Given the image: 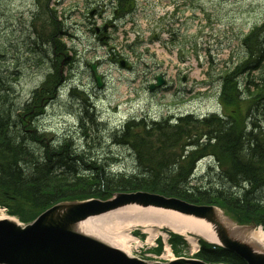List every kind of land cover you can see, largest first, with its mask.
<instances>
[{
    "label": "rangeland",
    "instance_id": "rangeland-1",
    "mask_svg": "<svg viewBox=\"0 0 264 264\" xmlns=\"http://www.w3.org/2000/svg\"><path fill=\"white\" fill-rule=\"evenodd\" d=\"M47 1L60 26L66 24L65 30L61 29V40L67 47H72L70 53L80 58L85 66L81 67L79 74L74 72L73 66L66 67L67 77L59 98L50 100L45 113L35 119L45 143H56L69 132L75 139L80 135L76 114L68 106L71 103L76 110L80 109L81 99L71 96L70 85L84 90L87 100L95 105L98 122L107 121L114 127L131 116L158 119L184 113L203 116L222 111L224 108L219 98L222 69L229 67L231 70L238 66L241 71L238 78L243 83L247 77L264 73V56L255 68L246 69V62L250 59L246 58L247 45L252 42L250 33L264 21V0H135L136 9L116 18L115 26L109 29L110 37L105 41L95 36L94 30L115 18L112 11L117 0ZM36 4V0H0V69L5 65L12 68L11 71L22 69L18 75L9 76L21 80L22 85L17 84L16 89H23V93L39 84L50 68L47 62L26 52L28 39L21 32L24 27L35 32L31 10ZM94 8L97 12L90 16L89 12ZM40 24L35 21L36 28ZM151 36L159 37V40L151 42ZM262 41L264 43V30ZM14 49L19 51L14 52ZM119 53L123 55L115 60L113 56ZM121 59L126 60L125 66L120 64ZM91 63H96L97 71L105 75L104 94L98 93L97 83L89 73ZM156 74H162L166 82L150 90L149 83ZM226 94L230 95L231 91ZM249 101L245 92L244 100L240 101L243 110ZM230 102L224 111H238L234 94H231ZM236 124L242 127V122ZM109 131L101 126L99 134L105 140ZM229 140L234 142V138ZM158 148L163 149L161 143L156 144L154 150ZM93 151L102 157L106 154L117 158L114 166L117 171L133 169L136 165L130 151L123 147L109 149L104 145ZM154 155L162 158L161 152H154ZM208 161L212 158L205 157L197 163L192 184H200L207 178ZM211 173L215 175L214 169ZM121 210L123 208L97 216H110ZM5 212L9 213L8 207ZM12 216L19 219L17 215ZM154 227L157 231L154 241H147L150 233L145 226L131 228V234L144 242L138 249L129 248L132 255L148 260L166 255L171 230ZM187 234L190 237L181 235L188 242L180 253H176L177 256L193 255V244L199 242L198 235ZM152 242L160 249L154 251L156 244Z\"/></svg>",
    "mask_w": 264,
    "mask_h": 264
},
{
    "label": "trees",
    "instance_id": "trees-1",
    "mask_svg": "<svg viewBox=\"0 0 264 264\" xmlns=\"http://www.w3.org/2000/svg\"><path fill=\"white\" fill-rule=\"evenodd\" d=\"M42 3L41 11L45 9L53 15L48 1ZM134 5L135 0H117L114 12L124 17L134 9ZM53 16L59 24L56 15ZM35 21L41 23L37 28L45 32V22ZM263 30L264 21L250 33L252 42L247 45L246 58L250 59L246 62V69L256 67L264 56ZM55 45L58 46L57 62L66 64V58L70 56L64 52L67 45L61 41V29ZM240 72L238 66L231 70L229 67L222 69L219 98L225 110L231 104V94L235 95L241 114L237 122H242V127L234 123L230 126L229 120L217 114L204 118L186 114L175 120L166 117L156 123H146L143 119L128 120L121 124L124 131L112 135L115 143L128 148L136 162L133 169L123 171L114 168L117 161L114 156H95L96 153L83 145H74V149L70 147L69 154L61 153L53 158L50 155L61 147V141L45 143L41 134L36 136L32 133L9 136L7 130L13 128L16 121L27 129L30 118L40 115L44 105L55 97L56 93L52 96L49 88L53 82L49 79L52 71L46 76V89L40 94L33 91L36 95H32L31 104L17 103L18 96L5 94L1 89L4 85L0 83V119H5V123L2 122L4 127L0 123V203L8 207L11 215L29 222L46 208L63 200L107 199L115 192L141 190L176 196L193 203L216 204L232 213L239 223L254 222L264 228V73L247 77L243 83L238 78ZM59 81L53 82L54 85ZM226 91H231V94H226ZM245 92L246 99L250 98V101L243 110L240 101L244 100ZM73 95L88 106H94L83 93ZM89 118L90 122L85 120L78 127L79 137L89 135L92 124L96 123V119ZM232 138L234 142L229 140ZM69 140L76 139L71 135ZM158 143L163 149L154 150ZM102 144H99L100 148H103ZM154 152H161L162 158L155 156ZM203 157L214 158L218 162V171L213 175V170H209L202 183L192 184L195 163ZM170 243L175 253H180L187 246L183 237L176 234L171 235ZM200 244L195 257L204 261L247 264L229 249L204 241Z\"/></svg>",
    "mask_w": 264,
    "mask_h": 264
},
{
    "label": "water",
    "instance_id": "water-1",
    "mask_svg": "<svg viewBox=\"0 0 264 264\" xmlns=\"http://www.w3.org/2000/svg\"><path fill=\"white\" fill-rule=\"evenodd\" d=\"M92 69L96 73L95 64ZM95 77L102 86L101 76L96 73ZM156 79L157 83L150 89L163 84L161 76ZM132 206L172 211L201 220L216 238L210 242L236 252L247 264H264V250L248 239L254 225L232 222L215 205L194 204L175 196L145 191L116 192L106 200L61 201L28 223L0 217V264H230L186 257L168 262L145 260L85 230L84 222L89 218Z\"/></svg>",
    "mask_w": 264,
    "mask_h": 264
},
{
    "label": "bare ground",
    "instance_id": "bare-ground-1",
    "mask_svg": "<svg viewBox=\"0 0 264 264\" xmlns=\"http://www.w3.org/2000/svg\"><path fill=\"white\" fill-rule=\"evenodd\" d=\"M37 4H36V8L34 7V9H32L31 11H33L31 17L33 18V22H32V26L35 30L34 31H29L27 28L24 27V29H22V36L23 33L25 34L24 38L26 37L28 39V44H25V50L26 52H29L31 54V56H34L40 60H43L44 62H47L50 66V69L47 70V72L45 73V77L44 79L39 83L36 84L34 87H32L31 89L29 88L26 93H23V89H16V85L20 84L22 85L21 80H18L17 78H11L9 75H18L22 69H18L16 71H11L12 68H10L9 66L5 65L2 66L3 69H0V83L3 84V88H1L5 94H10L11 96H14L15 98H17L18 96V100L17 103H21V102H27V104H31L33 103V96L36 95L35 92L33 91H37V94H40V92L42 90H45L46 88L44 87V82L46 79L47 74L52 71V76L49 78L51 81L53 82H57L59 81L56 85H54V83L52 82L49 85V88L51 90L52 96L55 94V97L51 100H55L57 98H59L60 96V89L61 87H63L66 77H67V72H66V67L67 66H73L74 67V72L79 74V71L81 69V67H84V63H81V59L80 58H76L73 54L70 53V50L72 49L71 46L67 47L64 49V52L67 56H70V58H66L67 62L66 64H64L63 62H57V51H58V46L55 45V41L58 38L60 29H64L66 24L62 23L61 26L59 24H57L54 20H53V15L51 13H47V11L45 9H42L43 5V1L41 0H36ZM5 7H7V4L5 5ZM7 11H9V9L7 8ZM41 11V13L39 12ZM97 11L96 8L92 9L89 12V15H93L95 12ZM24 12H21V15H23ZM36 19H40L42 24L43 22H45V27L48 26V29L45 30V32H43L41 29L36 28L33 24L34 21ZM32 20V19H31ZM65 30V29H64ZM104 35H106L107 33H104ZM102 39H106L105 36H103ZM62 41V40H61ZM12 46H10V48L13 49V44L11 43ZM15 51H19V49H14ZM122 53H119L118 55L113 56V58L116 60L117 57L120 58V56H122ZM95 63H91L89 65V73L90 75L94 74L93 69H92V65ZM60 67V69H59ZM58 70H56V69ZM255 68V67H252ZM97 73H99L97 71ZM103 78H101V83H104V74L99 73ZM65 78V80H63L61 78V76ZM10 77V78H9ZM18 80V81H17ZM44 87V88H43ZM97 90L98 93L102 92V89L106 88V86H99L97 85ZM77 92H81L84 93V90H80L79 87L77 85H70L69 86V93L71 94V96L75 97L73 94L77 93ZM103 93V92H102ZM104 94V93H103ZM26 96L25 98H23V96ZM28 95V96H27ZM89 97V96H88ZM78 99V98H77ZM79 100V99H78ZM91 103V102H90ZM81 104L83 105L82 109H78L76 110V108L74 106H72L71 103H69V108L72 109L77 117V122H78V127L82 126V122L87 120L88 122H90V118H94L96 119V123L92 124V129L91 131L88 133L89 135L85 136H80L78 137L76 140L70 142L69 138L71 136V132L66 133L61 139H59L58 141H61V147L55 152L53 153L52 156L53 158L58 155V154H69L70 151V147H74V145H79V146H84L85 148L89 147L90 150H94L95 148L99 147V144L102 142L103 146L106 145L109 149L113 148V147H123L126 148L125 146H121V144L115 143L113 141L114 137H112V135L114 133H119L122 130L124 131V129H122V125L119 124V126L114 125V127L108 123L107 121H101L98 122V112L96 110H94V106H88L85 102H81L79 104V108H81ZM48 105V104H47ZM46 104L43 107V113H45V109H46ZM25 106V105H24ZM23 110V109H22ZM33 113V112H31ZM40 115H36L32 118H30V120L28 121V128L25 129L23 128L22 124H20V122L16 121L17 123H15V126H13V128L7 130L9 136L12 138L14 136H17L19 133L24 135L27 133V135H30L32 133V135H39L42 132H39L37 128H40V126H37L34 122L35 119L41 117ZM91 114V115H90ZM93 114V115H92ZM186 114H191L193 116H198L200 118H204V117H210L213 114H217L220 116H223V119H227L230 122V126L234 124H236V122L239 120V117H241V114L238 111H234L231 110L228 114L224 111V109H222V111H214V112H210L207 113L203 116H199V115H195L193 113H184L180 116L176 115H171L170 116V120H175L179 117H182ZM227 115V117L225 116ZM225 116V117H224ZM166 117H161L158 119L155 118H148V117H141V118H137L136 116H131L129 118V120L131 119H135L137 120H142L144 122H159V120L161 119H165ZM4 121L5 123V119L1 118L0 119V123L1 126L4 127V123L2 124V122ZM226 121V120H225ZM98 122V123H97ZM125 123V122H124ZM148 123V124H149ZM101 126H105L106 129H109V136L106 139H109L108 142H104V139L102 138V134H99V130L101 128ZM29 131V132H27ZM98 131V132H97ZM6 135V132H5ZM18 137V136H17ZM21 137V136H20ZM87 137H91V138H87ZM87 142H90L92 144V146L88 145ZM102 146V147H103ZM74 149V148H72ZM128 149V148H126ZM94 153V151H93ZM95 156H97V154H95ZM99 156V155H98ZM203 158H200L196 161L195 166L193 168V174L195 173L196 169H197V163L200 162L201 160H203ZM211 162V163H210ZM207 165L209 167V170H213L216 173L218 171V162L212 158V161H208ZM45 165H43L44 167ZM213 168V169H212ZM245 185V191H246V184ZM3 217V216H1ZM136 225H143L146 227L147 232L150 233V236H148V241L153 240V238L155 236H157L156 234V228L154 226H156L157 228L160 227H167L172 231L178 232V233H182V234H186L187 233H191V234H196L199 237L205 238L206 240L209 241H216V238L214 237L213 233L211 232V230L209 229L208 225L204 224L203 222H201V220H195L193 218H189L186 216H182L178 213L172 212V211H164V210H158V209H152V208H148V209H142V208H137L135 206L132 207H127L119 212H116L110 216H105V217H91L88 220H86L84 222V226H85V230L88 232H92L98 236H101L103 239H105L106 241H108L111 245L118 247L122 250H124L127 254H131L129 248H135L138 249L139 247H141V242L139 240H137V238H134L131 235V228L133 226ZM190 237V236H187ZM248 239L249 241H251L252 243H254L255 245H257L258 247H260L261 249L264 250V231L262 229H254L251 230L248 233ZM194 241V240H192ZM197 243L195 242L193 245H196Z\"/></svg>",
    "mask_w": 264,
    "mask_h": 264
}]
</instances>
